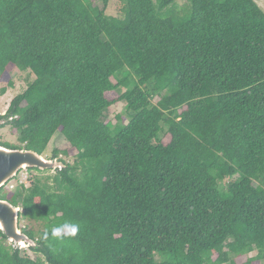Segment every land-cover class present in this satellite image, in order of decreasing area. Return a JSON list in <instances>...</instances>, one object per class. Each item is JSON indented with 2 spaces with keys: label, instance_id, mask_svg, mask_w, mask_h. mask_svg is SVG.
<instances>
[{
  "label": "trees",
  "instance_id": "obj_1",
  "mask_svg": "<svg viewBox=\"0 0 264 264\" xmlns=\"http://www.w3.org/2000/svg\"><path fill=\"white\" fill-rule=\"evenodd\" d=\"M176 1L115 18L109 0H0V95L34 76L0 117L22 147L0 146L68 144L53 175L0 190L35 244L0 233V264H264V12ZM65 223L77 235L53 237Z\"/></svg>",
  "mask_w": 264,
  "mask_h": 264
},
{
  "label": "rangeland",
  "instance_id": "obj_2",
  "mask_svg": "<svg viewBox=\"0 0 264 264\" xmlns=\"http://www.w3.org/2000/svg\"><path fill=\"white\" fill-rule=\"evenodd\" d=\"M176 2L180 10L181 9L183 10L186 8L185 9V13H186L187 9L189 8V3L187 4L186 0H177ZM254 2L264 12V0H254ZM95 4L99 5V3L96 1H95ZM123 4H124V0H109V3L105 10L106 15L110 17H115V18L122 17L121 10L123 9V6H124ZM7 79L11 81L12 86L7 88L6 92L3 95H0V116L5 114L11 100L15 96L21 94L27 88V86L34 80V76L28 71L19 72L17 70H13L8 74ZM4 86H5V83L0 84V88ZM121 108H122L121 105L113 106L112 107L113 111L107 113L108 120H112L114 114L120 111ZM0 142L13 145V146H17V147H22L21 144L18 142L17 134H14L10 126L6 125L5 122L4 124L0 126ZM67 148H68V144L64 140V138L60 136L59 134H56L51 139L50 143L48 144L42 156L45 159L50 160L52 159L53 150L63 151V150H66ZM59 157L60 159H65V160L67 159V158H64L63 156H58L56 159L59 160ZM67 161H70V160H67ZM53 173H54V170H46L41 173H37L35 171L21 170L17 173V176L14 179H12L10 182H8L3 187V192L6 193L8 197H10L11 194L16 190V187L18 185L22 184L25 187H29L34 177H38V178L48 177V176L53 175ZM24 227H25V223L22 221H19V228L23 229ZM31 227H34L33 230L35 231L38 229V227L34 225H31ZM22 250L25 251V253L28 256L32 258L34 257V253L28 250V248H22ZM250 255L254 256L255 253L250 254Z\"/></svg>",
  "mask_w": 264,
  "mask_h": 264
},
{
  "label": "water",
  "instance_id": "obj_3",
  "mask_svg": "<svg viewBox=\"0 0 264 264\" xmlns=\"http://www.w3.org/2000/svg\"><path fill=\"white\" fill-rule=\"evenodd\" d=\"M6 122L0 119V126ZM57 159H45L33 151L13 150L0 146V190L21 170L36 169L38 171L57 170L63 168ZM20 207H14L0 200V233L7 242L19 249L34 247L35 244L19 228Z\"/></svg>",
  "mask_w": 264,
  "mask_h": 264
},
{
  "label": "clouds",
  "instance_id": "obj_4",
  "mask_svg": "<svg viewBox=\"0 0 264 264\" xmlns=\"http://www.w3.org/2000/svg\"><path fill=\"white\" fill-rule=\"evenodd\" d=\"M79 231V226L75 224L65 223L61 226L54 227L51 230V235L56 238L75 237ZM48 233L45 232V237Z\"/></svg>",
  "mask_w": 264,
  "mask_h": 264
},
{
  "label": "flooded vegetation",
  "instance_id": "obj_5",
  "mask_svg": "<svg viewBox=\"0 0 264 264\" xmlns=\"http://www.w3.org/2000/svg\"><path fill=\"white\" fill-rule=\"evenodd\" d=\"M1 116H2V115H1ZM1 116H0V117H1Z\"/></svg>",
  "mask_w": 264,
  "mask_h": 264
}]
</instances>
